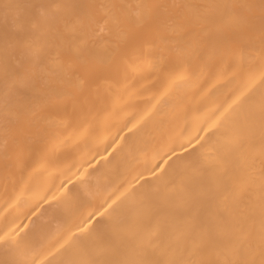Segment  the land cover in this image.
Returning a JSON list of instances; mask_svg holds the SVG:
<instances>
[{
	"label": "bare ground",
	"instance_id": "bare-ground-1",
	"mask_svg": "<svg viewBox=\"0 0 264 264\" xmlns=\"http://www.w3.org/2000/svg\"><path fill=\"white\" fill-rule=\"evenodd\" d=\"M0 264H264V0H0Z\"/></svg>",
	"mask_w": 264,
	"mask_h": 264
}]
</instances>
